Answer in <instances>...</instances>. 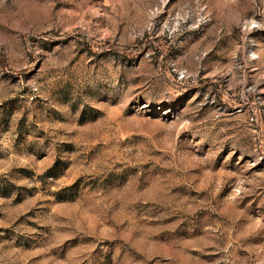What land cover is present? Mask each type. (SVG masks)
Listing matches in <instances>:
<instances>
[{"label":"rangeland","instance_id":"obj_1","mask_svg":"<svg viewBox=\"0 0 264 264\" xmlns=\"http://www.w3.org/2000/svg\"><path fill=\"white\" fill-rule=\"evenodd\" d=\"M0 264H264V0H0Z\"/></svg>","mask_w":264,"mask_h":264}]
</instances>
